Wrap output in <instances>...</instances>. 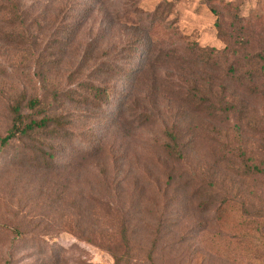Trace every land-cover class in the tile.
Instances as JSON below:
<instances>
[{
	"label": "rangeland",
	"instance_id": "1",
	"mask_svg": "<svg viewBox=\"0 0 264 264\" xmlns=\"http://www.w3.org/2000/svg\"><path fill=\"white\" fill-rule=\"evenodd\" d=\"M227 1L256 50L263 24L229 14L264 0ZM214 21L204 0H0V142L20 98L65 124L0 143V264H264V106L188 54L224 47Z\"/></svg>",
	"mask_w": 264,
	"mask_h": 264
},
{
	"label": "trees",
	"instance_id": "2",
	"mask_svg": "<svg viewBox=\"0 0 264 264\" xmlns=\"http://www.w3.org/2000/svg\"><path fill=\"white\" fill-rule=\"evenodd\" d=\"M204 1L215 18L214 27L218 34L224 37L225 45L222 49H217L210 46H199L196 41L189 42L188 54L191 56V61L194 66L203 70H213L219 73L223 71L230 79L228 80L230 85L241 90L245 99L264 106V28L256 40L260 46L256 50L245 52L243 49L250 43V40L244 35H238L235 41L223 29L222 10L229 8L231 1H227L225 4L216 3L215 0ZM11 4L12 15L20 16L18 13L19 3L12 2ZM256 16L255 19L247 15L242 16L239 7L233 6V12L229 14V19L240 30L245 28L244 25L251 22L264 26V15ZM157 25L156 22L155 27ZM222 87L221 94L222 91L227 90V86ZM231 96L234 98L233 94ZM22 101L23 98L15 100L10 108L11 126L7 134L1 139V145H5L13 139H34L38 135L53 136L65 128L60 117L43 115L44 109L39 108L40 101L38 99H31L27 102L28 112L23 110ZM229 106L228 110L236 109L234 101H230ZM241 109L246 111L247 107L243 105ZM168 134L175 147L166 144L164 149L171 152L175 151L179 156L181 151L177 146V137L171 133Z\"/></svg>",
	"mask_w": 264,
	"mask_h": 264
}]
</instances>
